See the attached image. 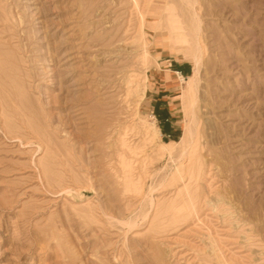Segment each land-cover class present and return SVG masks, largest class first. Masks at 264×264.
<instances>
[{
	"label": "rangeland",
	"instance_id": "374dc122",
	"mask_svg": "<svg viewBox=\"0 0 264 264\" xmlns=\"http://www.w3.org/2000/svg\"><path fill=\"white\" fill-rule=\"evenodd\" d=\"M0 99V264H264V0H0Z\"/></svg>",
	"mask_w": 264,
	"mask_h": 264
},
{
	"label": "bare ground",
	"instance_id": "6f19581e",
	"mask_svg": "<svg viewBox=\"0 0 264 264\" xmlns=\"http://www.w3.org/2000/svg\"><path fill=\"white\" fill-rule=\"evenodd\" d=\"M178 40H180V42L182 44H186V45H189V46L192 44V43L190 44V40H188V38L184 35L183 32H180V38ZM194 41L195 40H193L192 42H194ZM197 47H198L197 44L193 43L192 46L189 49L190 50V54H189L190 55V59L192 60L193 65H194L193 73L186 80H184V79L181 80L184 83V85H185L184 87H182V95H181V102L184 105L183 108H185V107L187 108V107H191V106L194 107L195 102H196V96H195L196 83H197L196 79H197V76H198V67H199V59H200ZM88 80H89L88 85L89 86L92 85V82H94V81H92L93 79L89 78ZM126 82H127L126 83L127 84L126 85L127 86V90L126 91H127V94L130 95L131 93H134L133 89L137 88V86H138L137 85V81H136V77L134 75H129ZM90 87H92V86H90ZM92 98H94V97H92ZM0 105H1V107L4 105V102L2 101V99H0ZM15 112H16L15 115H13V117H12V118H14V121H16L17 124L20 127H23L24 129L27 128V130L29 129L30 131H32V133H36L34 128H33V126H32L33 123L31 124V121L29 119L30 112L28 111V109L25 106H22V105L19 104L18 108L15 109ZM193 115H194L193 113L186 114V118H188L189 124L184 128L183 134L180 137L179 141L178 142H170L169 144H163L164 147L159 149V151H168V153H171V151L175 147H178V149H180L181 153H184L187 149H189V147L192 144H194V142L196 140V138H195V136H196V132L195 131L196 130H195V123H194L195 122V120H194L195 118H194ZM38 120H39V118H38ZM43 120H44V124L47 127H50V124L47 121V119L44 118ZM5 129H6L5 131H7V133H9L8 128H5ZM144 136H145L144 138H145L146 141H148L149 143H154L156 141V139H158L159 133H158V130L156 128L147 127V128L144 129ZM125 142H126L125 140H120L121 146H126ZM121 163L124 165V170H125V172H123L124 173L123 177L127 180V179H129L128 178L129 177V172L131 171L130 170V168H131L130 164L125 159H123Z\"/></svg>",
	"mask_w": 264,
	"mask_h": 264
},
{
	"label": "crops",
	"instance_id": "0c3cea01",
	"mask_svg": "<svg viewBox=\"0 0 264 264\" xmlns=\"http://www.w3.org/2000/svg\"><path fill=\"white\" fill-rule=\"evenodd\" d=\"M174 55V54H173ZM169 66H171V64H169ZM169 71L173 74V75H177L178 77H182L180 76L177 72V71H172L169 69ZM171 78H174V76H171ZM183 78V77H182ZM168 90H170L169 88H160L158 91H157V97L154 98V99H151L149 100L148 104H144V106L147 108H154V109H157V110H162V117L164 118V121H166L168 124H170V120L168 119L169 118V108L165 107V104L162 103L164 101L167 100V97L169 96L168 94H164L166 93ZM162 107V108H161ZM171 127V126H170Z\"/></svg>",
	"mask_w": 264,
	"mask_h": 264
}]
</instances>
